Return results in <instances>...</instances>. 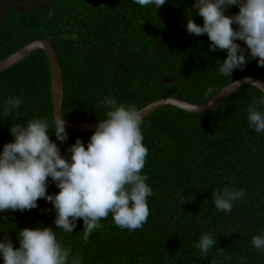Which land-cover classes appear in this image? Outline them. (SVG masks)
<instances>
[{
	"label": "trees",
	"instance_id": "1",
	"mask_svg": "<svg viewBox=\"0 0 264 264\" xmlns=\"http://www.w3.org/2000/svg\"><path fill=\"white\" fill-rule=\"evenodd\" d=\"M13 1L0 0V61L35 40H46L61 67L66 121L105 119L109 108L100 102L107 96L137 109L165 97L199 105L236 79L264 81V67L249 57L242 41L235 42L249 57L244 68L230 77L219 73L217 62L227 52L210 51L206 34L186 31L185 15L195 0H166L157 10L134 0ZM238 10L229 6L225 15ZM192 15L202 26L194 10ZM50 83L48 60L40 49L0 73V152L13 141L14 123L53 120ZM209 86L214 92L205 97ZM12 97L23 103L5 117V101ZM260 97L264 94L256 87L243 86L203 113L164 106L143 118L148 155L142 174L153 195L142 228L121 229L109 214L85 244L82 219L72 233L57 229L53 205L38 199L35 209L0 212V242L7 235L18 248L20 230L52 227L64 247L71 248L70 258L79 252L81 264H241V258L243 264H264V249L251 243L254 235L264 234V132H255L247 120L248 107ZM49 130L66 159L77 138L86 147L93 133L66 130L68 138L61 143ZM48 181L47 194L54 196L59 189ZM225 187L245 190L230 213L216 209L212 199ZM180 194L193 199L180 204ZM205 232L217 239L206 256L196 247Z\"/></svg>",
	"mask_w": 264,
	"mask_h": 264
},
{
	"label": "clouds",
	"instance_id": "2",
	"mask_svg": "<svg viewBox=\"0 0 264 264\" xmlns=\"http://www.w3.org/2000/svg\"><path fill=\"white\" fill-rule=\"evenodd\" d=\"M134 3L141 7L154 5L157 10L166 0H134ZM229 6H237L238 13L225 15ZM193 10L202 18V26L194 22ZM185 17L187 33L206 34L211 42L210 51L227 52L226 59L217 62L222 76L230 77L234 70H242L249 57L264 67V0H195ZM235 41L246 45L249 57ZM213 92L209 86L204 95L208 97ZM22 103L21 98L7 99L3 115L7 117ZM261 105L264 97L253 100L247 109L249 125L257 133L264 132ZM104 106L109 108L106 118L99 120L87 146L77 138L67 149L71 154L68 159L49 137L52 127L57 141L67 140L64 115L55 114L51 122L40 118L31 119L26 125L17 122L11 126L13 141L4 144L0 152V212L35 209L37 200L45 199L55 209L53 223L57 229L72 233L76 221L82 219L85 244L109 214L121 229L135 231L143 227L150 214L148 198L153 192L146 183L148 177L142 174L148 155L141 131L142 112L133 104L118 103L112 96L100 102V107ZM49 177L59 189L54 196L47 194ZM244 195L243 189L225 187L214 192L212 199L216 209L230 213L233 202ZM179 199L181 204L191 202L193 197L180 194ZM18 240L19 247L14 248L11 239L3 237L0 242L3 264H81L79 252L70 258L71 248L64 247L52 227L24 228L19 231ZM216 243L217 239L205 232L196 247L206 256ZM251 243L256 249H264V234L254 235ZM212 264L218 262L213 260Z\"/></svg>",
	"mask_w": 264,
	"mask_h": 264
},
{
	"label": "water",
	"instance_id": "3",
	"mask_svg": "<svg viewBox=\"0 0 264 264\" xmlns=\"http://www.w3.org/2000/svg\"><path fill=\"white\" fill-rule=\"evenodd\" d=\"M40 49L42 50L48 60L49 70H50V89H51V105H52V114L53 118L55 114H61L62 109V101H63V77L61 72V67L58 61V58L54 52L52 46L46 40H35L16 52L12 53L8 57L2 59L0 61V73L14 66L15 64L22 61L26 58L31 52L34 50ZM236 79L231 82L226 87L222 88L214 97L208 100L203 104H193L176 97H165L150 104L145 107L139 109L142 112L143 118L149 115L150 113L156 111L159 108L164 106H174L180 110L189 113H203L208 110L215 108L221 102H223L227 97H229L232 93H234L237 89L243 86H254L259 89L264 94V81L256 78L247 77ZM253 82L258 84L252 85ZM99 122H70L66 121V130L67 131H86V132H94L95 128L98 126Z\"/></svg>",
	"mask_w": 264,
	"mask_h": 264
},
{
	"label": "rangeland",
	"instance_id": "4",
	"mask_svg": "<svg viewBox=\"0 0 264 264\" xmlns=\"http://www.w3.org/2000/svg\"><path fill=\"white\" fill-rule=\"evenodd\" d=\"M16 1H18V2H23V0H14L13 2H16ZM25 1H27V0H25ZM33 1H36V0H33ZM39 1H42V0H39Z\"/></svg>",
	"mask_w": 264,
	"mask_h": 264
}]
</instances>
